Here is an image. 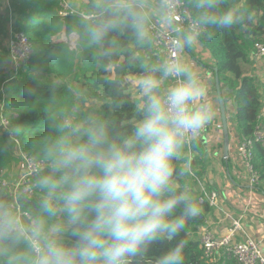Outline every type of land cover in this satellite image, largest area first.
I'll use <instances>...</instances> for the list:
<instances>
[{
	"label": "clouds",
	"instance_id": "9594fccd",
	"mask_svg": "<svg viewBox=\"0 0 264 264\" xmlns=\"http://www.w3.org/2000/svg\"><path fill=\"white\" fill-rule=\"evenodd\" d=\"M224 3L198 0L196 24L209 40L217 31L252 18ZM123 11L138 39L144 40L143 13L132 7ZM162 15L166 23L172 22L169 13ZM117 26V20L106 19L91 28L90 38L101 42ZM200 35L184 33L178 53ZM144 67L138 118L130 132L112 138L103 121L89 118L86 127H58L45 140L42 154L48 171L36 180L45 193L42 215L24 225L14 210H0V241L8 242L0 255L7 257L6 264H141L151 246L163 240L176 243L154 264H184L186 241L177 237L201 209L190 185L177 180L192 174L189 150L216 118V107L196 66L177 57ZM165 81H170L166 87ZM58 212L71 225V244L61 239L64 225L47 223ZM25 237L36 244L28 245V253L15 247Z\"/></svg>",
	"mask_w": 264,
	"mask_h": 264
},
{
	"label": "trees",
	"instance_id": "16d2710c",
	"mask_svg": "<svg viewBox=\"0 0 264 264\" xmlns=\"http://www.w3.org/2000/svg\"><path fill=\"white\" fill-rule=\"evenodd\" d=\"M62 1L10 0L9 12L13 18L10 30L26 36L31 53L23 66L15 71L9 70L10 54L0 41V115L9 121L8 131L1 130V136L9 139L17 149L12 151L0 139V178L21 161V152L48 163L42 154L43 144L56 134L58 127L74 131L86 127L88 119L94 118L108 126L112 138L130 132L138 118L136 107L141 99L134 98L127 77L142 78L147 74L145 65H159L151 39L147 35L144 40L138 39L123 11L132 7L142 12L146 31L148 19L145 9L140 8V4H144L141 0H126L125 4L105 0L99 7L96 1L89 0L80 12L78 7L72 9L71 6L63 11ZM183 1L196 20L198 0ZM223 6L240 8L252 18L217 31L210 40L204 33L197 38L215 59L224 97L235 102L233 125L245 137L251 135L256 125L264 127L261 83L252 72L254 62L251 59L254 43L264 44V0H225ZM9 18V15L0 17V31L4 37L10 35L6 26ZM106 19L117 20L118 26L106 32L101 42H93L91 28ZM62 34L66 39L75 35L73 47L67 40L60 39ZM195 147L202 149V143L197 141ZM253 152V164L264 186V145L256 143ZM196 166L203 171L202 156H195L192 152V172L199 175ZM47 171L48 166L35 176V182ZM177 183L190 185L198 202L191 175L178 178ZM44 195L36 186L31 196L19 199L21 209L30 216V222L42 215L40 201ZM10 203L11 198L0 189V210H11ZM198 205L200 215L189 220L177 237V240L186 241L184 264H236L224 257L211 263L204 257L194 232L205 223L210 206L207 202ZM59 220L67 221L63 212L48 218L47 223L58 224ZM64 229L61 239L65 244L73 243L68 222ZM25 241L15 246L17 251L29 252V243ZM175 243L176 240H163L153 244L141 264H154L155 259ZM7 246V241H0V248ZM6 262L7 257L0 255V264Z\"/></svg>",
	"mask_w": 264,
	"mask_h": 264
},
{
	"label": "built area",
	"instance_id": "2783aa9c",
	"mask_svg": "<svg viewBox=\"0 0 264 264\" xmlns=\"http://www.w3.org/2000/svg\"><path fill=\"white\" fill-rule=\"evenodd\" d=\"M7 12L10 10V0H5ZM159 6L169 13L173 20L169 28H164L158 21L152 18V14L156 13L153 9L144 4H140V8L145 9L148 24L146 27L147 36L151 39L153 48L158 57V63L161 64L166 60H172L179 57L180 52L177 51V42L180 41L186 32L205 33V29L196 24L190 8L183 0H154L151 2ZM63 11L70 9L69 5L62 1ZM147 7V9H146ZM153 11V13H152ZM158 13V12H157ZM64 15L65 13L62 12ZM9 25L13 23L12 15L8 14ZM89 17V16H87ZM9 37L6 41V47L10 54L9 66L15 71L23 66L31 53V44L22 32H13L9 27ZM199 37V36H198ZM252 58L264 61V44L256 41L253 45ZM9 121L3 115H0V128L2 131H8ZM204 130L201 132L198 140L202 137ZM11 136V133H9ZM256 143L264 145V127L256 125L249 136L242 137L236 145V153L240 158V162L245 169L248 181L251 185L257 186L262 183L259 174L254 167L253 147ZM191 149L189 155L192 157ZM21 163H24L25 171H21V176L12 179L6 176L0 178V189L11 198L10 208L14 210L18 218L24 225L30 223L29 214L22 210L19 199L22 196H31L36 189L35 176L44 171L48 163L42 159H36L24 152L20 153ZM24 175V176H23ZM193 180V188L198 193V203L207 202L210 208L216 206L217 193L209 191L204 185L202 178L197 174H191ZM35 183V185L33 184ZM243 231L240 221L233 220L227 233L223 236H215L213 233L203 229L198 235L199 245L203 251L204 257L211 263L217 262L224 257L233 260L236 264H264V254L260 249V240L253 239L249 235H245L241 240H236V234ZM32 248L36 247L35 242L30 237H25Z\"/></svg>",
	"mask_w": 264,
	"mask_h": 264
},
{
	"label": "crops",
	"instance_id": "0c3cea01",
	"mask_svg": "<svg viewBox=\"0 0 264 264\" xmlns=\"http://www.w3.org/2000/svg\"><path fill=\"white\" fill-rule=\"evenodd\" d=\"M79 1L78 7L83 9L89 0ZM101 1H96L98 7L101 6ZM120 1H124L121 2L124 4L127 2L125 0ZM132 1L134 0H130V2ZM144 5L149 7L145 3ZM10 14L12 15V12ZM4 15H8L6 1L0 0V17L3 18ZM152 18L163 25L164 28L171 26V22L166 23L164 16L160 13H153ZM6 26L9 30V22H6ZM6 39H8L7 36L4 37V40ZM180 56L182 62L196 66L201 72L217 113L213 122L203 129L204 133L198 140L202 143V149L196 147L191 149L195 156H202L203 171H199V166H196L195 170L199 171V175H197L202 178L209 191L217 193L216 206L210 208L207 212L205 223L194 232V236L198 239V235L203 229L208 230L215 236H223L227 233L232 221L238 220L243 231L236 234V240H241L245 235L260 240V249L264 254V186L262 183L257 186L249 183L247 173L236 153L237 142L243 136L237 131L232 122L235 102L233 99L224 97L222 83L219 82L229 130L228 154L226 155L223 150L221 118L215 87V76L217 75L215 59L210 50L198 38H196L193 45L185 47L180 52ZM251 59L254 62V64L252 63V72L261 83V93L264 99V61L252 57ZM127 78L130 83L135 78L138 81L141 80L139 76H128ZM165 83L168 84L170 81H165L164 86ZM262 118H264V111H262ZM15 168L17 171L21 170L20 167L16 166ZM62 223L64 227L67 226V221Z\"/></svg>",
	"mask_w": 264,
	"mask_h": 264
},
{
	"label": "rangeland",
	"instance_id": "374dc122",
	"mask_svg": "<svg viewBox=\"0 0 264 264\" xmlns=\"http://www.w3.org/2000/svg\"><path fill=\"white\" fill-rule=\"evenodd\" d=\"M63 1H65V3H67L68 5H69V7L71 6V8L72 9H76L77 7H78V5H79V3H80V1L79 0H63ZM95 1H97V0H95ZM105 0H102L101 1V3H103ZM110 1V0H109ZM116 1V0H115ZM117 1H119L120 3L121 2H124V1H120V0H117ZM126 1V0H125ZM126 3V2H125ZM151 3V2H150ZM124 4V3H123ZM79 8V7H78ZM81 11V8H79V12ZM69 38L70 39H66V37L62 34L61 36H60V39H63V40H67V42H68V44L71 46V47H73L74 46V38H75V35H69ZM0 41L2 42V45L3 46H6V41H8V39H6V40H4V34L3 33H1V31H0ZM8 69L9 70H11V68H10V66H9V64H8ZM136 77V76H135ZM133 82H131L130 83V85H131V89H130V91H131V93L133 94V96H134V98H136V99H141V93H140V88H139V84H140V81H138L136 78L135 79H133L132 80ZM167 86V83H165V87ZM86 105H89L87 102H86ZM68 122V121H67ZM69 123V122H68ZM2 134H1V128H0V139L2 140V141H4L8 146H9V148L13 151L14 150V152H16L17 151V149L15 150V147H14V145L12 144V142L9 140V139H7V138H4L5 136H1ZM2 137V138H1ZM20 162V163H19ZM18 163H16V164H14L13 166H12V168H10L9 170H8V173H7V177L9 178L10 176L12 177V179H14L15 177L17 178H19L20 176H21V171H25V166H24V163H21V161H19ZM20 167L21 168V170L20 171H17L16 170V168L15 167ZM16 175V176H15ZM5 176V175H4ZM24 176V175H23ZM34 185H35V183H33ZM60 222L58 223V224H63L62 222V220H59Z\"/></svg>",
	"mask_w": 264,
	"mask_h": 264
},
{
	"label": "water",
	"instance_id": "95a60500",
	"mask_svg": "<svg viewBox=\"0 0 264 264\" xmlns=\"http://www.w3.org/2000/svg\"><path fill=\"white\" fill-rule=\"evenodd\" d=\"M145 4L149 5L151 9L154 11L162 14L166 12L164 9L160 8L157 5H154L147 0H142ZM217 72V69H215ZM215 87H216V93H217V98H218V105H219V111H220V118H221V130L223 134V150L224 153L227 155L228 154V143H229V130H228V125H227V117H226V112H225V105L223 102L222 98V93H221V88H220V83L218 76H215Z\"/></svg>",
	"mask_w": 264,
	"mask_h": 264
}]
</instances>
